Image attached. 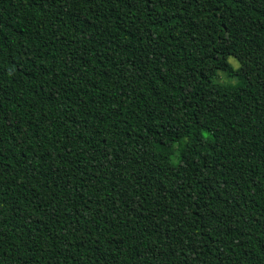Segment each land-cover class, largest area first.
Listing matches in <instances>:
<instances>
[{"label": "trees", "instance_id": "1", "mask_svg": "<svg viewBox=\"0 0 264 264\" xmlns=\"http://www.w3.org/2000/svg\"><path fill=\"white\" fill-rule=\"evenodd\" d=\"M0 264H264V0H0Z\"/></svg>", "mask_w": 264, "mask_h": 264}, {"label": "rangeland", "instance_id": "2", "mask_svg": "<svg viewBox=\"0 0 264 264\" xmlns=\"http://www.w3.org/2000/svg\"><path fill=\"white\" fill-rule=\"evenodd\" d=\"M229 61L232 63V65H233L235 68H238V67L240 66L239 61H238L236 58H234V57H230V58H229ZM226 79H227L226 75H225L224 73H221L220 80H226ZM203 149L206 150V147L203 148Z\"/></svg>", "mask_w": 264, "mask_h": 264}]
</instances>
